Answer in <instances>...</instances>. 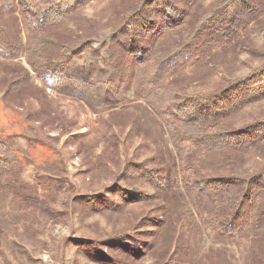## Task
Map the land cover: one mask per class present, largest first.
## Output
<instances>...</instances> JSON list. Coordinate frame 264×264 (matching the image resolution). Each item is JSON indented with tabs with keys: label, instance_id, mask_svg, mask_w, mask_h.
I'll return each mask as SVG.
<instances>
[{
	"label": "rangeland",
	"instance_id": "rangeland-1",
	"mask_svg": "<svg viewBox=\"0 0 264 264\" xmlns=\"http://www.w3.org/2000/svg\"><path fill=\"white\" fill-rule=\"evenodd\" d=\"M152 1L0 0V264H172L176 246L177 264H264V235H222L211 197L184 186L194 172L257 177L264 147L187 148L195 137L142 97L153 89L202 98L255 74L264 65V0H252L259 15L229 44L209 35L213 12L231 0H192L174 39L150 38L157 59L184 51L154 84V65L141 69L119 51L131 41L122 33L133 12ZM60 2L70 5L58 21L27 25L25 11ZM34 53L49 72L89 61L85 90L45 86L30 65ZM250 98L227 121L233 130L264 122V87ZM141 164L157 182L167 178L165 187L142 179Z\"/></svg>",
	"mask_w": 264,
	"mask_h": 264
},
{
	"label": "trees",
	"instance_id": "trees-1",
	"mask_svg": "<svg viewBox=\"0 0 264 264\" xmlns=\"http://www.w3.org/2000/svg\"><path fill=\"white\" fill-rule=\"evenodd\" d=\"M192 3V0H153L150 4H146L145 8L133 12L131 23L123 29L122 34L128 33V39L131 41L123 45L119 51L123 56L132 58L136 65L143 67L141 69L154 65V73L151 74L150 81L151 79L155 81L156 75L181 65L184 52L177 49L171 56L157 59L158 52L153 50L150 38H154L155 35L170 34L174 39L176 35L173 30L180 25L183 11L192 9ZM185 4L187 7L178 11ZM68 5L70 4L60 2L55 8L40 14L25 11L27 25L42 27L45 22L54 23ZM255 5L252 0H231L216 9L210 21L212 25L210 41L216 44H229L237 33L244 30L249 22L259 15ZM23 6L25 7L24 4ZM136 29L138 32L135 31ZM186 32L188 30H184L183 34ZM1 44L0 42V49ZM6 46L9 48V44ZM33 56L35 61H29L32 70L38 72V77L48 88L63 86V89L85 90L84 75L89 72V61H83L78 68L64 74L62 71L49 72L46 68H42L44 66L41 65L43 62L40 55L34 53ZM37 60L39 62L35 63ZM151 82L154 84L153 81ZM12 84L18 85L19 80H15ZM261 85L264 87V65L248 78L229 84L219 93L202 98L187 96L184 90L175 91L174 94H161L160 91L153 89H148L147 94L142 97L154 109L162 110V115L181 129L183 135L195 137L189 139L192 145L187 148L195 146V149H198L200 146L210 152L232 148L235 151L245 152L260 146L264 147V122L233 130L229 127L231 122L227 123V121L245 107L250 97L260 92ZM107 90L105 87L104 93H107ZM100 101L106 105L115 102L106 96H102ZM134 168L142 179L157 187L162 183L165 187L167 178L157 182L152 171L146 170L145 165L141 164ZM185 180L187 193L211 197L208 201L213 206L210 216L215 220L219 233L227 237L244 232L257 236L264 235V173L250 180H239V178L210 180L200 177L199 172H194L188 174ZM128 245L134 249L133 252H137L136 254H141L143 251L142 246L136 245L135 241H129ZM177 253L176 246L170 258L172 264H177L181 260Z\"/></svg>",
	"mask_w": 264,
	"mask_h": 264
}]
</instances>
